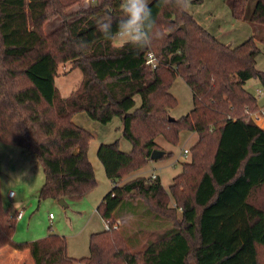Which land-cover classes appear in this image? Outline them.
Here are the masks:
<instances>
[{
	"label": "trees",
	"instance_id": "16d2710c",
	"mask_svg": "<svg viewBox=\"0 0 264 264\" xmlns=\"http://www.w3.org/2000/svg\"><path fill=\"white\" fill-rule=\"evenodd\" d=\"M78 1L0 0V141L35 154L44 173L39 199L83 195L95 184L87 155L92 133L73 115L84 111L101 123L119 116L131 150L102 142L96 151L112 184L96 208L107 227L90 234L89 254L80 258L67 255L65 237L56 233L18 242L16 211L0 196V247L27 249L33 264H264V127L247 116L258 106L244 86L251 77L264 83L255 67L264 44V0L252 6L224 0L234 19L251 26L235 46L200 25L186 0H150L153 38L139 52L105 40L97 26L110 20L115 30L123 0L69 10ZM54 17L61 23L46 33L44 24ZM147 51L158 59L154 68L144 63ZM67 61L82 78L62 97L55 77ZM176 76L189 87L192 107L169 119ZM182 129L197 138L168 190L157 176L122 180L159 148L157 136L176 142ZM136 201L158 216L172 204L180 211L169 215L170 230L133 251L128 234L114 225L127 205L134 213Z\"/></svg>",
	"mask_w": 264,
	"mask_h": 264
},
{
	"label": "rangeland",
	"instance_id": "374dc122",
	"mask_svg": "<svg viewBox=\"0 0 264 264\" xmlns=\"http://www.w3.org/2000/svg\"><path fill=\"white\" fill-rule=\"evenodd\" d=\"M100 0H80L69 8L75 11L86 8ZM253 0L250 1L252 6ZM185 8L195 20L206 28L220 41L235 46L248 38L251 26L243 20L232 17L229 5L224 0H186ZM61 23V19L54 17L44 24V31L50 32ZM115 45L123 42L113 39ZM261 51L256 57L255 67L264 73V44L260 43ZM82 78L81 70L73 62H62L58 65L55 85L62 97L69 95L71 90L79 85ZM246 89L256 98L258 108H264V83L259 77H251L246 82ZM169 91L176 98L174 106L169 108V116L179 118L185 115L192 107V93L182 77L176 76ZM136 105L140 102L135 96ZM73 121L92 133L88 143L87 155L92 165L95 184L85 194L78 196H64L61 199L46 197L38 198V191L44 181L42 165L33 152L23 150L17 145L0 141V196L5 208L13 211L21 209L23 217L16 219L13 239L15 241H32L46 236L48 233L64 235L68 246V255L80 258L89 254L88 239L91 233L101 231L107 227L106 222L97 211V205L104 194L111 188L110 180L106 177L103 166L97 157L96 151L100 143L116 142L122 151L131 150V142L121 134V121L114 115L108 122L101 123L92 119L86 112L80 111L73 115ZM197 134L182 129L176 142H169L162 135L155 138L158 149L164 154L156 159H148L144 165L126 174L122 180L136 176L150 177L158 175L164 189L168 190L172 178L181 170V164L190 160V147L196 141ZM187 149L186 156L182 154ZM13 191V198L8 192ZM132 206L134 213L119 211L116 218L119 228H122L129 237L131 250L137 251L148 240L171 227L169 215L178 214L179 209L174 204L164 216L154 215L136 201ZM125 208L130 209V205ZM52 214L49 220L48 214ZM137 238V239H136ZM5 246V245H4ZM25 250V249H24ZM8 264H19L20 258L9 259ZM14 262V263H12ZM23 259V264H27ZM33 264V263H32Z\"/></svg>",
	"mask_w": 264,
	"mask_h": 264
},
{
	"label": "clouds",
	"instance_id": "9594fccd",
	"mask_svg": "<svg viewBox=\"0 0 264 264\" xmlns=\"http://www.w3.org/2000/svg\"><path fill=\"white\" fill-rule=\"evenodd\" d=\"M150 0H123L122 16L113 30L110 20H99L97 26L107 41L119 38L134 51L139 52L151 45L155 20Z\"/></svg>",
	"mask_w": 264,
	"mask_h": 264
},
{
	"label": "crops",
	"instance_id": "0c3cea01",
	"mask_svg": "<svg viewBox=\"0 0 264 264\" xmlns=\"http://www.w3.org/2000/svg\"><path fill=\"white\" fill-rule=\"evenodd\" d=\"M157 177H158V175H157ZM110 183H111V181H110ZM13 196H14V193L12 191V195L9 196V198L12 199ZM18 210H21V209H14V211H18ZM124 212L125 213L127 212L128 214H130L129 213L130 212L129 209H125ZM49 214H51V213H49ZM49 214H48V216H49ZM22 217H23V214H22ZM18 219H20V218H18ZM51 219L49 218V220H51ZM65 240H66V238H65ZM68 247H70V246H68L67 241H66V252L68 251ZM68 254L69 253L67 252V255ZM18 258H20L19 264H23V259H25V261H27L26 262L27 264H32L33 263L32 257H31V255H30V253H29V251L27 249H25V250H18V249H15V248L10 247L9 245H5V246L0 247V264H8L9 261H10L9 259L16 260ZM12 263H14V262H12Z\"/></svg>",
	"mask_w": 264,
	"mask_h": 264
},
{
	"label": "built area",
	"instance_id": "2783aa9c",
	"mask_svg": "<svg viewBox=\"0 0 264 264\" xmlns=\"http://www.w3.org/2000/svg\"><path fill=\"white\" fill-rule=\"evenodd\" d=\"M144 63L147 65V66H150L151 68H154L157 66L158 64V59L156 57V55L152 52V51H147L145 56H144ZM247 116L252 119L256 124H258L259 126L261 127H264V108L262 109H256L254 111H251V112H248L247 113ZM188 153V150L187 149H183L182 151V154L184 156H186ZM157 175L155 174H152L150 176V178H155ZM9 196L12 195V191H9L8 193ZM22 211L21 210H18L15 212V218L18 219V218H21L22 217ZM49 218L51 219L52 218V214H49ZM119 221H117L114 225V227L118 224Z\"/></svg>",
	"mask_w": 264,
	"mask_h": 264
},
{
	"label": "water",
	"instance_id": "95a60500",
	"mask_svg": "<svg viewBox=\"0 0 264 264\" xmlns=\"http://www.w3.org/2000/svg\"><path fill=\"white\" fill-rule=\"evenodd\" d=\"M183 27V25H181ZM169 119H173L172 117H169ZM164 154V151L161 149L155 148L151 151L149 159H156L161 157Z\"/></svg>",
	"mask_w": 264,
	"mask_h": 264
}]
</instances>
